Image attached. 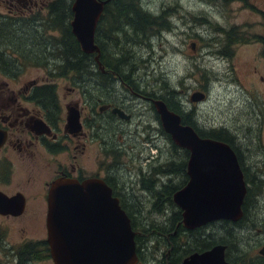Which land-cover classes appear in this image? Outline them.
<instances>
[{"label":"rangeland","instance_id":"rangeland-1","mask_svg":"<svg viewBox=\"0 0 264 264\" xmlns=\"http://www.w3.org/2000/svg\"><path fill=\"white\" fill-rule=\"evenodd\" d=\"M27 1L0 0V12H6L10 2L20 10L24 8ZM32 1L37 7L47 6L51 2V0ZM68 1L73 2V0ZM137 1L139 7L148 12L151 18L165 11L170 28L153 27L152 30L144 33L134 34L131 26L125 24L126 22L122 19L117 26L122 29L121 32L104 35L105 24L99 31L105 57L107 59L123 57V73L131 75L133 87L169 97L167 86L164 85L165 79H168L174 87V97L180 101L181 108L187 112L193 108L195 120L200 126L222 128L237 137L242 149L262 151L264 148V84L248 72L253 65H256L259 69L258 73L264 75V61L262 63L261 59L258 61L255 59L260 54L261 47L258 43H251L255 39L254 35L264 33L263 17L260 14V10L264 11V0ZM130 17L136 19L135 15ZM153 20L157 23L160 21L155 18ZM232 27L236 29V34L248 43L247 45L235 44L225 47L226 42L222 31ZM38 30L42 31L40 27ZM191 43H195L194 49L191 48ZM222 50H228L231 55H223ZM50 62L53 63L52 66L56 63L51 60ZM20 70L22 79L45 75L42 67L25 66ZM54 81L59 87L69 85L66 79L60 77L55 78ZM83 81L82 84L91 87V90L97 89L92 77H84ZM110 84L119 86L121 83L117 80ZM199 90L203 94L206 93L207 99L202 102H199L201 99L194 100L199 104L195 103L196 106H193L194 103L189 101L188 96L193 91ZM62 92L64 90L60 89L59 93ZM143 113L144 121L140 125L130 126V129H133L130 134L133 136V151L137 152L138 145H141L148 149L147 152H150L153 157H156L157 153L163 165L168 158L172 160L173 157L169 155L173 154L174 150H171L169 140L159 135L160 125L157 120H154L152 111L144 108ZM137 118L133 123L137 122ZM147 135L149 142L144 140ZM154 142L156 147L153 145ZM160 152H162L161 156ZM151 164L155 165L154 162ZM14 168L12 183L6 190L13 192L16 189H22L27 197L26 208L24 214L18 217L0 215V264H16L13 257V250L16 247L24 241L39 240L46 235L43 225L45 206L30 199L35 189L25 184L24 171L18 167ZM152 170H154L153 167ZM156 175L154 173L155 181L153 180L152 184H156V179L159 180V174ZM117 176L121 178L120 182L126 184L127 191L133 194L134 201H130L132 205L129 203L128 209L134 213V224L139 231L137 233L140 243L137 252L140 251L143 258L140 264H167L166 258L169 255H163L167 248L159 237L162 232L168 230V216L172 206L165 203L162 212L154 211L151 209L148 195L145 203L137 197L143 195V191L137 188L132 171H119ZM128 178L135 183L130 185ZM161 178L166 180L164 177ZM172 178L175 182L174 176ZM131 186L135 189L131 190ZM158 203L163 202L158 201ZM263 203L264 198L261 196L255 217L244 220L240 226L222 230L219 225L213 224L203 229L202 233L206 235V230L211 231L213 228L209 238L211 240L219 238V234L229 236L236 233V241L231 243V247L228 246L227 251L228 256L235 260V264H246L252 259L262 257L258 249L264 243ZM29 264L54 263L48 256Z\"/></svg>","mask_w":264,"mask_h":264},{"label":"flooded vegetation","instance_id":"flooded-vegetation-1","mask_svg":"<svg viewBox=\"0 0 264 264\" xmlns=\"http://www.w3.org/2000/svg\"><path fill=\"white\" fill-rule=\"evenodd\" d=\"M9 4L6 12H0V18L8 17L14 19L16 23L28 21L33 27L51 26V22L48 20L47 23L44 22L45 19L50 18L48 5L37 7L36 3L28 0L24 8L19 10L12 2ZM263 13L264 11L260 10V14ZM103 15L104 12H101L97 21L98 28ZM51 33L50 31L49 34ZM251 43H258L261 47L260 54L255 59L257 61L261 59L263 63L264 42L253 39ZM193 44L191 43L192 49L195 48ZM235 44L247 45L248 43ZM47 45L46 51L51 48L50 44ZM99 50L97 60L96 54L92 53L93 62L90 63L89 74L86 76L92 77L97 88L95 90L82 84L83 77L74 80L69 75L60 77L66 79L69 85L59 87L55 84V77L48 74L53 63H48L45 68L42 67L45 70L44 76L28 79H22L21 70L12 75L7 74L4 63L0 64V191L9 197L22 195L24 200L22 213L0 215L18 217L25 212L27 197L23 190L16 189L13 192L6 190L12 183L14 167L21 168L25 173V184L35 189L34 193H31L30 199L45 206L43 213L45 237L47 236L48 192L55 180L63 178L82 183L87 179H101L111 189V195L117 198L119 205L123 208L132 205L130 201H134V198L133 194L131 195L127 191L126 184L120 182L121 178H118L117 172L132 171L138 185L137 188L143 191V195L137 197L145 203L148 194L144 190H147V186L152 184L153 180L155 181L154 173L165 171V164L160 163L157 153L156 157H153L150 152H147L148 149L141 145H138L137 152L133 151V136L130 135L133 129H130V126L140 125L144 121L143 112L144 108H147L152 111L155 116L154 120H157L160 125L159 135L165 136V140L168 137L171 138L163 128L160 115L154 104L158 100L166 103L168 98L143 88L133 87L131 75L129 77L124 74L123 69L120 70L121 73L107 69L103 63L105 55L101 49ZM222 54L231 55L227 51ZM51 58L52 56H49L47 61L50 62ZM258 72V67L253 65L248 73L264 84V75ZM117 80L121 83L119 86L110 84ZM60 89L64 92L59 93ZM200 91H193L188 96L189 101L194 103L193 106H196L195 103L199 104L207 99V95L204 93L201 101L194 102L192 100V94ZM180 105L181 103L178 101V106L173 112L179 116L182 125H190L201 138L227 143L233 149L245 185V193L240 206L241 216L238 219L220 218L193 229H186L194 231V234L202 235L204 234L202 230L213 224L219 225L222 230H228L230 227L233 229L240 226L244 219L254 218V209L256 206L258 207L261 196L264 198L262 195L264 192V148L262 151L242 149L235 135L227 133L222 128L200 126L195 120L194 109L187 112ZM135 118H137V122L133 123ZM144 140L149 142V136L147 135ZM155 143H153L154 147H156ZM174 144L177 149L169 156L173 157L171 161L179 166V171L177 173L174 170L177 189L172 192V199L173 194L190 180L187 169L190 151ZM161 153H159L160 156ZM151 162H154L155 165L153 166ZM128 180L130 185L135 183L134 180L129 178ZM130 189L134 190L135 188L131 186ZM148 197L150 204L162 200L159 195H148ZM250 209L252 210L250 211ZM245 210H249L247 218H245ZM212 230L213 228L211 231L206 230L205 237L211 243L218 240L209 239ZM45 237L39 241L47 243ZM215 244L225 245V259L230 263L227 253L228 245L215 242L207 249ZM263 245L264 243L261 247Z\"/></svg>","mask_w":264,"mask_h":264},{"label":"water","instance_id":"water-1","mask_svg":"<svg viewBox=\"0 0 264 264\" xmlns=\"http://www.w3.org/2000/svg\"><path fill=\"white\" fill-rule=\"evenodd\" d=\"M107 0H73L71 31L81 49L96 53L95 30ZM194 45V44H193ZM204 97L192 94V100ZM164 130L177 145L190 151L187 169L189 182L173 194L182 210L187 229L210 221L241 216L245 193L242 173L233 149L224 142L201 138L190 125L161 101L154 102ZM47 243L54 264H136L135 231L125 210L101 179L59 178L48 192ZM24 208L23 196H7L0 191V214L18 215ZM264 256V245L259 249ZM177 264H230L225 245L216 244L194 252Z\"/></svg>","mask_w":264,"mask_h":264},{"label":"trees","instance_id":"trees-1","mask_svg":"<svg viewBox=\"0 0 264 264\" xmlns=\"http://www.w3.org/2000/svg\"><path fill=\"white\" fill-rule=\"evenodd\" d=\"M224 1L226 2V0ZM71 5L72 3L68 0H51V2L48 3L50 18L45 19L44 22L47 23L48 20L51 22V26L43 25L41 27H33L28 21L16 23L14 19L8 17L0 18V64L4 63L7 74H15L20 71L21 67L25 66L45 68L48 63L51 64V62L47 61L49 56H52L51 61H54V63L56 62L48 71V74L51 77L56 78L69 75L76 80L78 77L84 78L89 74V65L93 62V55L86 53L81 49L77 39L71 31ZM104 8V15L99 22L100 27H97L95 30V43L98 47H100L99 49H101L104 55L105 51L103 45L101 44L99 31L105 24L104 29L106 31H104V35L112 32H121L122 29L117 26L122 19L126 22L125 24L131 26L134 34L137 32L144 33L147 30H152L153 27H159L162 29L170 28V23L166 19L167 16L165 11H163L160 15L156 17L152 16L151 18V15L148 12L143 11L139 7L137 0H107ZM130 15H135L136 19L131 18ZM261 15L263 17L264 24V13ZM153 18L160 21L157 23L153 20ZM39 27L42 31L38 30ZM50 31L52 32L51 34H49ZM236 33L237 32L234 27L222 31L223 39L226 42L225 47H231L235 43L245 42V40H243ZM254 38L264 42V33L254 35ZM47 44H50L51 46L48 51H46L48 46ZM225 51L229 52L228 50ZM262 54H264V45ZM123 60V57H113L109 59L105 57L103 63L107 66V69L120 72V70L123 69ZM91 68L94 69L93 66H91ZM169 82L170 81L168 79H165L164 81V85L167 86V96H169L167 97V104L165 102L164 103L173 111L178 106V100L177 97L175 99L174 87ZM169 89H171V91H169ZM168 140L170 142L169 144L171 150H176L177 147L170 137H168ZM164 168L165 171L155 173L157 175L159 174V180L157 181L156 179V184H149L147 186V190L144 191L149 196L159 195L162 199L160 201L163 203L157 202L151 204V209H154V211L158 210L159 212H162L165 203L172 206L170 215L168 216V230L162 232L159 237V239L164 243V246L167 248V251L164 250L163 254L169 255V257L166 258L167 264H177L191 253L205 251L215 242L226 243L229 247H231V243H235L236 241V233L234 235L230 234L229 236H222L219 234V238L214 239L218 240L211 243L208 241V238H205V234H194V231L187 230L183 226L181 210L172 199V192L177 189L172 176H176L174 170H176V172L179 171V166L175 165L174 162L168 158ZM161 177H164L166 180H163ZM123 208L131 218L132 228L136 232V246L139 248L138 244L140 243V239L137 233L139 231L134 224V213L128 209V206H124ZM256 209H258L257 206L254 209L255 212ZM251 210L252 209H250V211ZM245 214V218H247L249 210H245ZM137 254L139 255L140 263H142L143 258L140 255L141 252L139 251ZM48 256H50L49 249L48 244L45 241H24L13 250V257L15 258L16 264H29L37 260L45 259V257ZM261 258L262 257L252 259L246 264H264V259ZM228 260L231 264H235V260L233 258L228 257Z\"/></svg>","mask_w":264,"mask_h":264}]
</instances>
